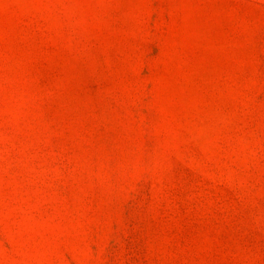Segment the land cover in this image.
Instances as JSON below:
<instances>
[{"label":"rangeland","instance_id":"obj_1","mask_svg":"<svg viewBox=\"0 0 264 264\" xmlns=\"http://www.w3.org/2000/svg\"><path fill=\"white\" fill-rule=\"evenodd\" d=\"M0 264H264V0H0Z\"/></svg>","mask_w":264,"mask_h":264}]
</instances>
